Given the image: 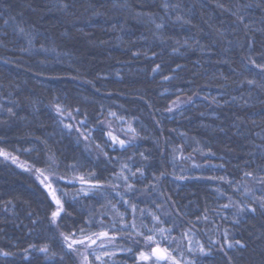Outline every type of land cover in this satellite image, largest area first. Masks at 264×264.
<instances>
[{"label":"trees","instance_id":"obj_1","mask_svg":"<svg viewBox=\"0 0 264 264\" xmlns=\"http://www.w3.org/2000/svg\"><path fill=\"white\" fill-rule=\"evenodd\" d=\"M250 59L264 65V0H0V151L50 175L64 208L52 223L50 192L0 155V264H80L64 236L103 231L93 264H148L134 254L157 244L180 264H264V73ZM179 96L194 100L169 113ZM107 120L135 129L131 146H112Z\"/></svg>","mask_w":264,"mask_h":264},{"label":"snow or ice","instance_id":"obj_2","mask_svg":"<svg viewBox=\"0 0 264 264\" xmlns=\"http://www.w3.org/2000/svg\"><path fill=\"white\" fill-rule=\"evenodd\" d=\"M21 31H23V29H21ZM249 63L252 64L255 68L260 69L261 72L264 73V65L257 64L256 61L252 60V59L249 60ZM158 67L159 66H157V68ZM153 71H156V69H153ZM166 79H167V77H166ZM249 83H254V81H249ZM56 110L58 112H60L61 115H63V112H61V108H60L59 105H56ZM168 110L171 111V109H168ZM7 111L11 113L12 109L9 108ZM77 111H79V110L77 109ZM111 115H115V113H111ZM84 123H85V121H80V124H84ZM103 123L104 122H100V131H101L102 135L107 137L108 141L111 142L113 147H115L116 145H119V147L122 148V149L126 148V147H129V146H131L132 140L136 138L135 129L131 128V126H129L128 130L133 133V136L128 141H125L123 139H120L118 136L114 135L111 130H109L107 132H104ZM65 127L68 128L69 130H72L73 125L68 124V125H65ZM109 128H110V126H109ZM94 130H95L94 128L90 129L88 134L85 135L83 132L80 131L79 127L76 128L77 133L80 136H83V139L85 141H87L89 139V137L91 136V132L94 131ZM121 131H123V129H121ZM95 147L97 149H99L101 152H103V148H102V146L100 144H96ZM0 155H3V156H5L6 158H9V159L15 160V157L11 156L10 154H8V153H6L4 151H0ZM103 155L105 157H107V153L106 152H103ZM140 155L143 157V153H141ZM127 168H128V166L124 165L122 167V169H121V173H123V171L125 169H127ZM137 172H141V169H137ZM131 175L133 177H135L136 173L133 172V173H131ZM141 175H143L142 172H141ZM161 175H163V173ZM246 175L247 176H251L252 173H246ZM120 178L125 182V184L127 186V190L129 192H131L133 190L134 186L132 184H130V183H127L128 176L121 175ZM79 179H80L81 183H86V181H84L83 177H80ZM41 183L43 184L44 181L42 180ZM45 187L50 189L51 185L50 184H45ZM90 187L95 188V187H99V185H90ZM113 187L115 188L116 186H113ZM245 191H248V190L245 189ZM52 199L55 201V203L57 205L56 210L51 212V222L55 223L57 218L60 217L61 213L64 211V208H63V205L61 204V201L56 198L55 194H53ZM259 200H260L261 208H264V197H260ZM124 203L127 204L128 201L125 200ZM131 208H132L133 215H135V212H136L135 205H131ZM244 210H245V206L244 205H240L239 206V211H244ZM248 210L249 211H253V212L255 211V209L252 208L250 205L248 206ZM153 219L156 220V221H159V217L158 216H153ZM121 222L123 223V221H121ZM126 227H130L132 232L136 236H143V233L140 232L137 229V226L135 224V220L134 219H133V221L130 224H127ZM150 231H153V230H150ZM160 231H161V233H163L164 230L161 229ZM61 235H64V234H61ZM224 235H225V240H226V246H227V248L231 249L234 246V244L231 241H227V233L226 232H225ZM93 237H95V239ZM128 238L131 239L133 237L129 236ZM97 239H108V240H111V239H114V237H110L109 233L107 231H103V232H100V233H93L91 236H85V238L83 240H75V239H72L70 236H64V240L66 242L67 249L73 250V251H75V249L73 247L74 245H77V244L83 245V244H85V241H87L88 245L91 246L93 244H96ZM145 243L148 244L149 246H151L152 243H155V237L154 236L146 237L145 238ZM235 244H237V245L240 244V241H236ZM29 247L33 248V249L36 248L35 245H30ZM99 247L100 248H104L105 247L104 243H101L99 245ZM223 248H224V245H221V250H223ZM23 251L25 253V258H27L28 249H24ZM38 251L43 252V253H49V248H48L47 245H45L43 247H40L38 249ZM122 251L131 252V249L122 250ZM200 251L201 252L204 251L202 246L200 247ZM3 255L9 256V255H13V253L4 252ZM52 255H55V253H52ZM113 255H115V253H110V252H104L103 253V256L104 257H108V258H111ZM134 255L136 256V259H137L138 262H147V261L151 260V261H153V264H160L161 261H167V260L171 259L173 261V264H179L178 261H175L174 257H172V256H170V254H168L166 249L160 248L158 244L155 247H151V251L149 253H145L144 251H141L138 254H134ZM101 259L102 258H101L100 255H96L95 256V260L96 261H101ZM84 261H85V264H88V257L87 256L84 257Z\"/></svg>","mask_w":264,"mask_h":264},{"label":"rangeland","instance_id":"obj_3","mask_svg":"<svg viewBox=\"0 0 264 264\" xmlns=\"http://www.w3.org/2000/svg\"><path fill=\"white\" fill-rule=\"evenodd\" d=\"M192 100H194V99L190 98V97H187V96H179L171 104V106L169 108V109H171V111H169V113H171V114L175 113L178 109H180L181 107H183L186 104L190 103ZM109 126H110V128H109ZM105 128H106V131L111 130L114 135L118 136L120 139H123L125 141H128L133 136V133L128 130L129 126L123 120H118L117 122L112 121V120H107V121H105ZM121 129H123V131H121ZM117 146H119V145H117ZM3 157L7 161H9V162L13 163L14 165H16L19 169H22L24 171H27V172L31 173L38 180V182L47 191L50 192L51 196H53V194H55L53 178L50 175L42 172L41 170L38 171V169H33L27 163L19 160L16 157H15V160L6 158L5 156H3ZM42 180L44 181L43 184L41 183ZM45 184H50L51 188L50 189L46 188ZM93 238L95 239V237H93ZM72 239L83 240L84 238H72ZM111 240H108V239H97L96 244H93L91 246L88 245L87 241H85V244H83V245H80V244L74 245L73 247L75 249V252L77 253V256H78L80 264H85V261H84V257L85 256L88 257V264H93L92 263V258L95 259V256L99 255L98 254L99 251L101 249H103V248H100L99 245L101 243H104L105 247H108L111 244ZM155 246L156 245H153L151 247H155ZM159 247L162 248V249H165V248L161 247L160 245H159ZM150 251H151V248L145 253H149ZM167 252H168V254H170L168 250H167ZM170 256H171V254H170ZM175 261H176V259H175ZM147 262H148V264H153V261H151V260L147 261ZM164 262L166 264H173V261L171 259H169L167 261H164Z\"/></svg>","mask_w":264,"mask_h":264}]
</instances>
